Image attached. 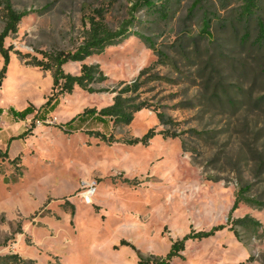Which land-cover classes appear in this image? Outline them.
<instances>
[{
  "label": "rangeland",
  "instance_id": "rangeland-1",
  "mask_svg": "<svg viewBox=\"0 0 264 264\" xmlns=\"http://www.w3.org/2000/svg\"><path fill=\"white\" fill-rule=\"evenodd\" d=\"M138 1L11 0L15 11L29 15L5 41L13 51L0 77V150L8 153L0 158V264H14L11 256L22 264H138L137 251L165 257L192 230L219 225L227 227L189 241L183 258L171 264H264V208L242 203L230 217L242 187L264 202V44L256 41V23L239 19L238 1L223 9L218 0H205L190 13L193 0H183L166 21L133 10ZM98 12L112 31L129 28L152 38L168 60L155 64L157 53L131 36L84 62L107 79L96 93L77 87L48 113L41 108L56 96L52 74L28 62L74 52ZM4 14L0 0V31ZM260 16L264 22V8ZM81 66L63 69L79 75ZM144 69L134 97L147 107L130 126L87 119L65 127L86 109L112 105L115 94L99 90L134 83ZM30 105L35 112L24 121L8 113ZM152 129L178 138L157 135L147 146H131L89 135L102 132L123 142ZM247 217L260 227L234 226L236 236L232 222Z\"/></svg>",
  "mask_w": 264,
  "mask_h": 264
},
{
  "label": "trees",
  "instance_id": "trees-1",
  "mask_svg": "<svg viewBox=\"0 0 264 264\" xmlns=\"http://www.w3.org/2000/svg\"><path fill=\"white\" fill-rule=\"evenodd\" d=\"M183 0H139L133 4V10H145L148 14L157 17L163 21L170 19L174 14L176 7L180 6ZM205 0H193V4L190 10L192 13L197 7H199ZM221 2L223 9H226L230 1L240 2V7L237 10L238 17L245 22L254 21L258 29V36L256 41L264 44V22L261 19L260 13L264 8V0H218ZM5 11V27L0 31V56L3 59V67L0 72V77L4 78L7 75L9 66L11 64L12 47L7 48L5 41L11 35L18 33L19 25L22 20L28 16V13L17 12L13 9L11 0H4ZM205 28L204 32H207V28L210 26V19L208 14H205ZM89 28L85 31L84 38L80 46L74 52L59 51L50 54H43V59L38 60L33 58L28 65L39 68L44 72H51L53 78L52 90L55 92L54 98L47 101V103L41 108L45 110L49 109L48 113H52L59 105V96L65 94H72L78 87L81 90L88 93H96L94 87L98 84L107 81L106 77L98 66L88 65L84 62L94 56L102 54L107 48L113 47L121 43L123 40L135 36L141 39L148 48L155 51L158 56L157 63H165L168 60V56L162 51L157 52L155 44L152 38L146 37L142 34L130 32L129 28H122L119 31H112L105 23L102 13L98 12V16L93 17L87 21ZM249 32L245 34V40L248 39ZM16 55H21L20 52H15ZM68 63H81V70L79 75L67 74L64 71V66ZM148 69H144L140 72L138 79L134 83L120 82L117 89L113 90H99L101 92H110L115 94L113 104L97 110L95 108L86 109L82 114L73 118L65 127L73 128L77 121H85L87 119L95 120L101 124L107 122L112 123L114 129H123L128 127L134 121L135 115L141 112L147 107L145 103H138L134 95L138 94L143 84L142 78ZM2 112V109H0ZM35 108L30 105L22 111H17L13 108L9 109V113L17 120L24 121L28 116L34 114ZM157 118L162 125H170L171 121L165 116V114L157 113ZM70 132H75L73 129ZM89 135L101 142L112 145L115 143H123L131 146H147L157 136L160 135L164 139H176L177 134L162 131L157 133L154 129L147 132L141 138H134L121 142L117 140L114 135H106L102 132L89 131ZM8 158V154H3L0 150V158ZM250 191V186L242 187L234 201V204L230 211L231 215L239 208L240 204L245 203L251 206L264 208V202L255 198L248 197L247 194ZM229 217V218H230ZM230 230L238 236L234 226L252 227L257 230L260 227L259 222L251 218H244L241 220L233 221ZM226 225H219L213 227L209 231L197 232L192 230L184 238L172 243L168 254L165 257L150 256L145 258L139 251L135 249L129 242L122 241V246H131L138 254V264H171L174 259L183 258L182 253L186 249V244L189 241H202L214 237L217 233L226 229ZM7 259H11L14 264H22L24 260L19 256H11Z\"/></svg>",
  "mask_w": 264,
  "mask_h": 264
},
{
  "label": "built area",
  "instance_id": "built-area-1",
  "mask_svg": "<svg viewBox=\"0 0 264 264\" xmlns=\"http://www.w3.org/2000/svg\"><path fill=\"white\" fill-rule=\"evenodd\" d=\"M92 190H93V191H89V190H88V191L84 194V196H83V198H84V200H85L86 203H90V202H91V198H92L93 193H94V188H92Z\"/></svg>",
  "mask_w": 264,
  "mask_h": 264
},
{
  "label": "crops",
  "instance_id": "crops-1",
  "mask_svg": "<svg viewBox=\"0 0 264 264\" xmlns=\"http://www.w3.org/2000/svg\"><path fill=\"white\" fill-rule=\"evenodd\" d=\"M27 108V107H26ZM9 113V112H8ZM10 114V113H9ZM2 116V115H1ZM13 117V116H12ZM14 118V117H13ZM15 119V118H14ZM17 120V119H16ZM2 131H0V133H1ZM4 137H6V136H4ZM3 144V140H0V145H2ZM8 154V153H7ZM175 260V259H174ZM173 260V261H174Z\"/></svg>",
  "mask_w": 264,
  "mask_h": 264
}]
</instances>
